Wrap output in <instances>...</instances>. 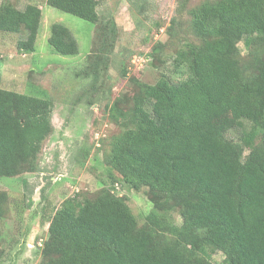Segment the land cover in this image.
<instances>
[{"label": "trees", "instance_id": "trees-1", "mask_svg": "<svg viewBox=\"0 0 264 264\" xmlns=\"http://www.w3.org/2000/svg\"><path fill=\"white\" fill-rule=\"evenodd\" d=\"M45 3L97 25L80 71L91 76L85 92L94 98L115 42L112 25L99 21L96 0ZM190 16L199 44L185 46L175 62L188 77L134 81L130 120L119 125L103 159L110 182L81 204L62 202L39 264H214V252L223 255L220 264H264V0L204 1ZM41 18L35 4L3 3L0 32L25 35L16 48L31 53ZM239 42L258 60L245 64ZM48 44L61 55L78 53L60 23L51 25ZM51 113L46 98L0 88V177L37 170L41 144L53 131ZM233 130L240 131L237 140L226 136ZM118 183L146 188L155 207L142 225L112 191ZM7 200L0 191V219Z\"/></svg>", "mask_w": 264, "mask_h": 264}, {"label": "rangeland", "instance_id": "rangeland-1", "mask_svg": "<svg viewBox=\"0 0 264 264\" xmlns=\"http://www.w3.org/2000/svg\"><path fill=\"white\" fill-rule=\"evenodd\" d=\"M96 1L99 21L112 25L115 42L108 54L106 75L96 85L101 89L91 99L85 92L91 76L80 71L91 52L97 25L54 9L45 0H0V5L18 9L35 4L42 11L33 52L16 48L25 35L0 32V88L50 100L53 126L41 144L36 171L0 177V191L8 197L5 216L0 219V264H39L50 219L62 202L71 198L81 204L110 182L103 159L119 125L130 120L138 93L134 81L154 84L165 76L176 83L188 77L186 68L176 67L175 62L185 46L199 44L190 12L204 1L214 0ZM53 23L70 30L78 45L76 55H61L49 46ZM237 47L245 64L249 57L259 56L243 42ZM250 127L247 123L244 129ZM239 135V130H233L226 136L237 140ZM112 191L126 199L141 225L155 207L146 188L135 191L118 183ZM171 218L181 224L178 212H172ZM211 261L220 264L223 255L214 252Z\"/></svg>", "mask_w": 264, "mask_h": 264}]
</instances>
